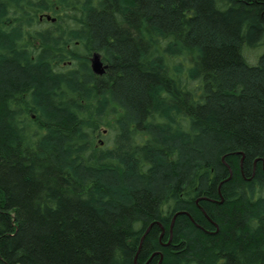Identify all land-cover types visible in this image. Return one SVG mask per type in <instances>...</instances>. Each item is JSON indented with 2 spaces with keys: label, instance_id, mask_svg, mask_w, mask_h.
<instances>
[{
  "label": "trees",
  "instance_id": "16d2710c",
  "mask_svg": "<svg viewBox=\"0 0 264 264\" xmlns=\"http://www.w3.org/2000/svg\"><path fill=\"white\" fill-rule=\"evenodd\" d=\"M157 251L264 264V0H0V264Z\"/></svg>",
  "mask_w": 264,
  "mask_h": 264
},
{
  "label": "water",
  "instance_id": "95a60500",
  "mask_svg": "<svg viewBox=\"0 0 264 264\" xmlns=\"http://www.w3.org/2000/svg\"><path fill=\"white\" fill-rule=\"evenodd\" d=\"M92 64H93V65H92V66H93V69H94V71H95L97 74H103V73L105 72V70L107 69V65L103 63V61H102V59H101V57H100L99 54H94L93 59H92ZM231 174H232V173H231ZM183 213H185V212L180 211V212H178V213L175 214V216H174V218H173V221H172V224H171V228H170V230H171L172 233H173V226H174V222H175L176 217H177L179 214H183ZM153 225H154V224H151V225L147 228L145 234L143 235V237H142V239H141V243H140L139 249H138V252H137V255L139 254V252H140V250H141V247H142V244H143V241H144L145 236L148 234V232L150 231V229L152 228ZM137 255H136V257H137Z\"/></svg>",
  "mask_w": 264,
  "mask_h": 264
},
{
  "label": "flooded vegetation",
  "instance_id": "af4514ba",
  "mask_svg": "<svg viewBox=\"0 0 264 264\" xmlns=\"http://www.w3.org/2000/svg\"><path fill=\"white\" fill-rule=\"evenodd\" d=\"M169 235H170V236H169V240H168L167 243H165V245H164L165 247L169 246L170 243H171V241H172L173 233L171 232V230H169ZM164 237H165V231L160 235V237H159V241L162 242V240H163ZM157 254H158L159 257H160V259H159V261H158V264H161L164 256H163V254H162L160 251L154 252V253L149 257L148 261H147L145 264H149V263L152 261V259H153Z\"/></svg>",
  "mask_w": 264,
  "mask_h": 264
},
{
  "label": "rangeland",
  "instance_id": "374dc122",
  "mask_svg": "<svg viewBox=\"0 0 264 264\" xmlns=\"http://www.w3.org/2000/svg\"><path fill=\"white\" fill-rule=\"evenodd\" d=\"M247 50H250V49H247L245 48V55L249 61L250 64H256L257 63V60H258V55H260L262 52H263V48H258L256 49L255 51H250V54L247 55Z\"/></svg>",
  "mask_w": 264,
  "mask_h": 264
},
{
  "label": "bare ground",
  "instance_id": "6f19581e",
  "mask_svg": "<svg viewBox=\"0 0 264 264\" xmlns=\"http://www.w3.org/2000/svg\"><path fill=\"white\" fill-rule=\"evenodd\" d=\"M93 65V64H92Z\"/></svg>",
  "mask_w": 264,
  "mask_h": 264
}]
</instances>
